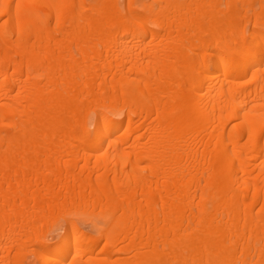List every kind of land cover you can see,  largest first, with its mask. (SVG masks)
Segmentation results:
<instances>
[{
  "label": "bare ground",
  "instance_id": "1",
  "mask_svg": "<svg viewBox=\"0 0 264 264\" xmlns=\"http://www.w3.org/2000/svg\"><path fill=\"white\" fill-rule=\"evenodd\" d=\"M0 264H264V0H0Z\"/></svg>",
  "mask_w": 264,
  "mask_h": 264
},
{
  "label": "rangeland",
  "instance_id": "2",
  "mask_svg": "<svg viewBox=\"0 0 264 264\" xmlns=\"http://www.w3.org/2000/svg\"><path fill=\"white\" fill-rule=\"evenodd\" d=\"M91 219L94 220V217H92ZM88 221L89 220H86V221L84 220L83 224L86 225L85 226L86 229H89L91 231L94 227L92 228V225H90V223ZM60 224H61V220L58 218V215L56 214V215L52 216L51 218H49L42 225L41 230H40V234L46 235L48 238H52L53 240H55V239H57V235L59 233H61V231H62ZM93 230L95 231V228ZM27 249H30V247H28ZM27 260L28 261L33 260V257L32 256H28Z\"/></svg>",
  "mask_w": 264,
  "mask_h": 264
}]
</instances>
